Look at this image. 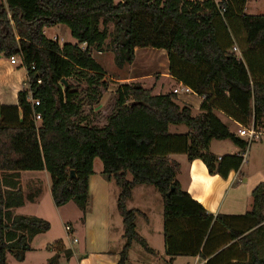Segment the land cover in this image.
<instances>
[{"label":"trees","instance_id":"16d2710c","mask_svg":"<svg viewBox=\"0 0 264 264\" xmlns=\"http://www.w3.org/2000/svg\"><path fill=\"white\" fill-rule=\"evenodd\" d=\"M247 2H0V56L19 57L28 73L18 105H0V264H8L9 255L23 262L34 238L51 230L43 219L14 213L26 200L20 173L48 172L55 206L75 202L86 215L96 159L103 164V174L120 189L118 210L126 244L118 264H127L133 243L154 253L137 232L140 212L127 208L137 186L153 187L162 196L171 258L201 255L207 264H264V183L252 193L250 212L215 217L182 189L177 180L180 165L170 158L181 154L189 161L202 160L211 175L223 178L240 170L249 143L233 134L215 109L264 134V81L254 77L260 65L255 53H264V15H247ZM58 25L70 30L75 44L61 46L45 36V29ZM234 25L244 33L242 43L250 59L245 55L239 59L232 52L233 43L240 42ZM138 49L167 52L172 78L204 98L199 115L180 104L174 93L154 95L131 83L118 87L115 112L106 126L86 122L84 102L70 80H86L95 99L106 85L94 51H110L116 67L124 69L134 63ZM180 125L189 133H170V126ZM225 140L241 153L219 158L210 152L213 141ZM67 255L72 256L70 251ZM58 260L56 255L48 264Z\"/></svg>","mask_w":264,"mask_h":264},{"label":"crops","instance_id":"0c3cea01","mask_svg":"<svg viewBox=\"0 0 264 264\" xmlns=\"http://www.w3.org/2000/svg\"><path fill=\"white\" fill-rule=\"evenodd\" d=\"M249 6L250 0H248L245 7L246 14L249 11ZM258 15L252 14L251 16ZM61 26L62 25H58L53 28H61L63 31L62 28L64 27ZM47 29H45L44 33ZM234 35L240 37V44L236 42L233 43L232 52L235 53L239 59H243V55H245V59H247V57L250 59L248 54V56H246V52L248 51L242 43L244 33L237 25L235 26ZM58 40H60V38H58ZM75 43L76 41L65 44ZM65 44L60 43L61 46ZM98 54L102 57L104 53ZM255 54L257 59H260V65H256L254 77L257 80L264 81V53L257 52ZM93 58L103 68L100 60L94 55ZM19 63V65L14 66L10 63L9 59L0 56V105L17 106L18 95L26 88L25 83L28 81V73L25 68L21 67L22 63L20 60ZM128 72L129 75L126 78L117 80L120 86L131 83H141L144 88L152 90L154 95H166L173 93L175 89H179L181 92V94L177 95L179 103L191 106L193 112L195 110V112L198 113L197 115L201 113V106L204 102V98L199 97L194 92L189 94L183 92L184 85L178 83L170 75V62L165 50L138 49L136 51V59L134 63L129 66ZM152 74L159 77L158 83L160 84L151 83ZM195 97H198V99L196 100ZM101 110L100 105H98L94 109V113L98 114ZM214 114L220 118L233 134L239 135L241 139L245 140L244 137L240 136V131L245 127L237 120L220 109H215ZM84 118L86 122H89L90 118L87 115H84ZM107 121L108 119L104 126L107 125ZM230 125L238 127V131H232ZM171 128L172 126H170L169 131H171ZM215 148L223 149L224 152H217ZM210 152L219 158L241 153L240 149L230 140L213 141L210 146ZM170 158L180 165L177 180L182 189L190 194L193 200L200 203L210 215L215 217L219 215L240 216L247 214L253 209L254 200L252 193L257 186L264 183V143L256 144L250 153L246 152L244 163L240 170L231 172L227 178H223L219 175H211L202 160L197 159L189 161L186 155L181 154L171 155ZM97 160L99 159H96L94 162V174L90 177L89 200L86 215L83 214L81 209L74 204V202H70L68 205L62 207H73L77 211V219L81 221L83 218L85 229L87 228V239L85 244H82L81 240L74 234L76 231L74 230V226L71 223V226L67 225L72 228V235H75L73 239H78V242L74 243L72 240L70 242V248L66 247V250H69L72 254L69 260H74L77 264H118L126 244V240L124 239L123 218L118 210L120 191H117L118 189L114 187L117 185L113 180L105 177L103 174L104 168L95 170ZM37 174H44V177ZM43 180L46 181L47 186L49 185V193L52 197V181L48 172L20 173V186L26 200L24 206L14 209L16 215L38 217L35 214H20V212L30 204L36 205L40 203L42 194L41 190H36V186ZM112 183L115 185L113 186ZM149 187L150 186H137L133 190L132 198L127 202V208L128 210L140 212L136 219L137 232L147 242L154 253H149L138 243H133L129 251L127 264H207L208 259L201 257V255L176 258H171L167 255L164 234L163 199L162 196L158 197V192L154 193L155 191H152ZM111 189L114 190V195L116 196L117 194V197H110V193L112 192ZM28 197H32V201H29ZM116 209L117 211H115ZM48 233L49 232L40 234L34 238L31 244V252L35 251L36 247L37 249L43 248L40 244L36 245V242L37 240L45 238ZM78 244L81 246L75 248ZM232 244L233 243L227 244L219 251L228 249ZM53 250L54 248L51 249L52 252ZM235 250L238 252L237 247ZM25 261L26 259L23 262H19V264H24Z\"/></svg>","mask_w":264,"mask_h":264},{"label":"rangeland","instance_id":"374dc122","mask_svg":"<svg viewBox=\"0 0 264 264\" xmlns=\"http://www.w3.org/2000/svg\"><path fill=\"white\" fill-rule=\"evenodd\" d=\"M121 1L122 0H115L116 3H120ZM0 2H3V0H0ZM247 14L264 15V0H250L249 11ZM61 27H64L62 28L63 31L61 30V28L47 29L45 35L51 40H54L55 37L60 38V40H58V43L60 42L61 44L73 43L75 40L71 36L69 29L65 26ZM93 55L98 58V60H100L101 65H103L104 81L106 85L105 87L98 89L95 99L92 93L93 88L90 89L88 87L86 80L74 77L70 80V82L76 87L81 101L84 102V115H87L90 118L88 123H91L93 125L95 124L97 126H104L109 116H111L115 112V105L117 100L116 92L118 87L120 86V83L117 80H122L129 75V66H126L124 69H117L114 62V55L108 50L104 52L102 57L99 56L96 51H94ZM151 76H153L150 80L151 83L160 84L158 83L159 77L157 75L152 74ZM195 99L197 100L198 97H195ZM98 105H100L102 110L98 114H95L94 109ZM193 114L197 115L198 113H196L194 110ZM230 127L232 131H238V127H236L235 125H230ZM170 133L177 135L188 134L189 129L185 125L172 126ZM244 139L247 140V142L249 143L247 153H250V151L256 144L264 143V135L262 136L261 140L253 141L251 143L249 142L247 137H244ZM215 150L217 152H224L223 149L215 148ZM100 168L103 169L102 162L101 160H97L95 164V170H99ZM37 175L44 177V174ZM129 179H131V177H129ZM114 185L115 184H113V186ZM114 187L118 189L117 191H120L117 186ZM38 189L41 190L42 194L40 203L36 205L30 204L29 206H27V208L21 210L20 214L37 215V218L43 219L51 224V230L45 238H43L42 240H37L36 242V245L40 244L43 248L37 249L36 247L35 251L26 254V261L24 264H48L56 255L59 256V264H77L76 261L69 260V256L67 255V252L69 250H66V247L70 248V242L74 240L73 236L75 237V235L81 240L82 244H85L87 239V228L85 229L83 218L81 219V221L78 220L77 211L71 206H67L66 208L62 209L57 208L53 203L51 194L49 193V185L47 186L45 180H43L42 182L40 181L37 184L36 190ZM149 189H152V191H155L154 193H157V191L154 190L153 187H149ZM111 190L112 192L110 193V197H117V194L116 196L114 195V190ZM158 197H161V195L158 194ZM74 204L76 203L74 202ZM115 211H117V209ZM70 223L74 226V230H76L74 233L75 235H72V232L67 233L65 231V227L67 225L71 226ZM59 242L62 243V248H60ZM80 246L81 245L78 244L75 246V248H79ZM53 248L54 250L52 252L51 249ZM8 264H19V262H17L14 258L9 255Z\"/></svg>","mask_w":264,"mask_h":264},{"label":"built area","instance_id":"2783aa9c","mask_svg":"<svg viewBox=\"0 0 264 264\" xmlns=\"http://www.w3.org/2000/svg\"><path fill=\"white\" fill-rule=\"evenodd\" d=\"M54 40H58V38L55 37ZM19 60H20L19 57H17V58L16 57H13V58H11V61L10 62H11L12 65L17 66V65L20 64L19 63ZM183 92H185L186 94H189V93H192L193 91H192L191 88H189L187 86H184L183 87ZM173 93L176 94V95L181 94V92H180L179 89H175L173 91ZM32 103L35 106H39L40 105L38 101H32ZM40 120H41V116L40 115H37L36 116V121L39 122ZM263 135H264L263 133H261L260 131H258L254 127H251V128H243L240 131V136L247 137L250 143L253 142V141H259V140H261V138H262ZM65 230H66L67 233L72 232V228L70 226H66L65 227ZM73 242L74 243H77L78 242V239L74 238Z\"/></svg>","mask_w":264,"mask_h":264},{"label":"water","instance_id":"95a60500","mask_svg":"<svg viewBox=\"0 0 264 264\" xmlns=\"http://www.w3.org/2000/svg\"><path fill=\"white\" fill-rule=\"evenodd\" d=\"M66 84H67V82H66ZM71 178H75V172L74 171L71 172Z\"/></svg>","mask_w":264,"mask_h":264}]
</instances>
